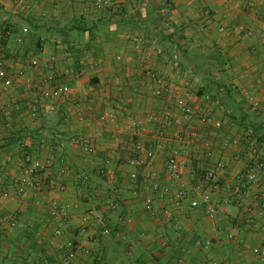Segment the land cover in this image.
Segmentation results:
<instances>
[{"label":"crops","instance_id":"0c3cea01","mask_svg":"<svg viewBox=\"0 0 264 264\" xmlns=\"http://www.w3.org/2000/svg\"><path fill=\"white\" fill-rule=\"evenodd\" d=\"M115 1L112 11L98 13L83 0H0V59L11 58V69L26 73L9 88L0 83V173H9L0 178V264H64L70 250L79 252L76 264H264L253 253L255 247L264 249V171L249 182L241 206L224 203L218 216L208 214L203 202L190 207L209 191L201 188L205 170L230 164L221 191L214 194L222 203L231 171L246 170L264 157V38L257 32L264 21V0H154L158 9L153 23L145 14L149 9L152 14L153 0ZM25 2L34 6L33 16ZM54 10L59 11L57 17L41 18L42 12ZM201 18L211 22L204 29L186 31ZM221 26L227 31H220ZM237 27L241 34L234 32ZM25 28L29 31L20 42ZM139 40L154 51L149 65L169 78L170 94L153 95L141 69L145 55L135 48ZM35 59L38 66L31 65ZM73 66H80L83 75L66 74ZM52 67L71 87V93L58 100L46 99L38 87ZM183 72L196 80V90L187 85ZM126 73L131 78L125 86ZM179 94L192 108L208 112L213 122L184 116L176 108ZM76 104L84 120L78 118ZM109 111L113 117L104 119ZM142 116L150 121L137 137L127 124ZM165 117L180 124L166 127L172 138L169 146L156 145ZM216 121H222V127ZM186 123L198 132L197 141L177 139L176 132ZM255 126L261 127L258 132ZM96 132L102 133L96 148L108 177L72 142L73 136ZM114 138L120 149L109 153ZM227 139L238 141V146L224 149ZM138 141L143 144L139 152ZM26 153L54 160L44 173L47 185L41 191L29 185L15 199L5 198L3 189L15 178L34 179L24 175ZM137 155L142 163L133 166L130 160ZM172 155L191 157L184 212L178 211L174 192L163 193L172 186L167 169ZM6 157L12 162L4 165ZM135 171L142 173L138 183L131 180ZM80 173L89 180L78 183ZM155 185L161 189L154 194L156 203L175 212L173 225L145 209L144 198ZM55 208L66 210L61 223L52 221ZM89 209L93 216L85 227ZM200 238L211 239L212 248L190 253Z\"/></svg>","mask_w":264,"mask_h":264},{"label":"built area","instance_id":"2783aa9c","mask_svg":"<svg viewBox=\"0 0 264 264\" xmlns=\"http://www.w3.org/2000/svg\"><path fill=\"white\" fill-rule=\"evenodd\" d=\"M87 6L92 8L95 12L98 13H109L114 9L115 6V0H83ZM119 8L117 9V12H122L121 10V2H119ZM24 6L26 10L29 12L30 15L35 14V8L34 6L29 3L25 2ZM59 14L58 10H54L52 12H42L41 18L43 20L50 19L52 17H57ZM211 22L210 18H201L195 23H190L186 26V31H192L194 28L204 29L207 24ZM28 29L25 28L23 30V34H21V37H19L18 41L21 42L23 40V35L28 33ZM220 31H227L226 26H221ZM234 32L237 34L242 33V29L237 27L234 29ZM257 32L258 34L264 38V21L260 22L257 25ZM9 35V33H8ZM139 52L144 53L145 55V61L142 62L141 69L144 74V76L148 77L150 79L151 86L153 87V95L156 97H160L165 94H170L172 91V83L170 82L169 78L165 75V73L156 67H153L149 65L150 60L153 58V50L150 48V45H148V42L144 40H139L136 43L135 47ZM11 58L9 57H3L0 59V83L4 88L11 87L15 81L18 78L24 77L26 75L24 70H15L11 69V65L9 64ZM118 59L121 60L122 56H118ZM31 65L38 66L39 62L38 60H33L31 62ZM94 66V65H93ZM51 75L48 77H45L44 79H41L38 83V87L42 90L43 96L48 100H58L61 98L66 97L71 93V87L62 81L61 75L57 72V70L52 67L51 69ZM66 74L75 75L77 77H80L83 75V70L80 66H73L71 68H68L66 71ZM182 78L187 82V85L191 87L192 89L196 90L198 87V84L196 80L192 78L189 72H183ZM130 74L126 73L123 76V82L125 86L130 81ZM251 100L258 104L257 101H255V98H251ZM176 108L187 118L188 117H194L198 120H201L205 123H211L213 122L212 116L206 112L203 108L194 109L192 108L191 104L187 100L186 97L182 96L181 94L176 96ZM39 112L37 107L33 108V113L37 114ZM76 112L78 114V118L80 120H84V116L81 114V110L76 104ZM7 115H11V112H7ZM113 113L112 112H105L103 115V118H112ZM150 121V118L147 116H142L137 119L131 120L127 124V128L129 132H131L133 135L139 137L145 129L146 124ZM163 125H161L156 132L155 136V143L156 145L161 146H169L171 144L172 138L168 135L167 132V126L171 124L179 125L180 121L178 120H172V118L165 117L163 118ZM218 127H222L223 122L222 121H216L215 122ZM176 137L179 140L188 139L190 141H197L199 139L198 132L194 129L193 125L191 123H186L182 128H180L176 132ZM102 138L101 132H96L92 136H82V135H76L73 136L72 142L79 146L82 150V152L85 154V156L92 161V163L96 166L99 173L103 177L109 176V170L107 166L102 165L101 160L99 159L97 155V148H96V142ZM238 141L227 139L223 143L224 149H229L231 147L238 146ZM142 142L138 141L136 142V149L139 152L142 149ZM120 149V142L118 141V138H114L110 140L109 146H108V152L113 153ZM153 151L149 153V156H153ZM191 157L188 155L180 156V155H172L168 160L167 169L170 173L171 179H172V186L168 187L164 190V194L174 192L177 198V205H178V211L184 212L185 207L183 205V200L188 194V171L187 166L190 161ZM4 165L10 164L12 162V159L10 157H6L4 160ZM54 160L49 159L47 161H42L40 159L34 158L29 153H26L22 164L24 165V175H29L33 180H28L27 177H24L23 175H20L19 177L15 178L11 185H7L4 187L2 195L5 198L8 199H15L16 197L22 195L26 192V187L31 185L33 189L37 191L43 190L46 185V178L44 177V173L53 166ZM111 160H107V164H110ZM142 161L138 157V155L130 160V164L133 166H137L141 164ZM230 170V164L227 162H221L219 163L215 169H209L205 170L202 174V186H205L209 189L208 192H204L203 194V200L200 201L198 199L192 200L190 207L191 208H199L202 204V202L206 205V212L210 215L218 216L220 215L223 210L222 207L224 203H233L237 206H241L244 204L247 189L249 188V182L255 181L258 178V175L260 172L264 171V157H260L257 162L248 167L246 170H242L240 168H235L231 171L232 179L226 184V196L222 203L215 201L214 194H217L221 191L224 183H225V177L224 172ZM8 177L9 173L6 172L4 175L0 173L1 177ZM142 176L141 172L135 171L131 174V180L134 183H138L140 178ZM89 180V175L86 173H80L76 176V181L78 183H84ZM50 187L55 189L57 186L53 183L50 184ZM60 190H64L63 186H58ZM161 189L158 185L154 186V189L151 194H148L144 198L145 203V209L147 212L154 213L156 215H160L165 217L168 224L173 225L175 222V212L172 210L162 206L158 205L155 201L154 194L160 192ZM217 202V203H216ZM119 206L118 202H115L113 204L114 208H117ZM66 215V210L64 208L58 209L55 208L52 214V221L61 223L62 218ZM90 216H93V210L89 209L86 213V215L83 218V226L90 227ZM99 224L104 225V220L101 218H98L96 220ZM12 226L16 225V222L13 221L11 223ZM198 229H196V232ZM216 231V229L214 230ZM104 232L106 234H110L111 230L108 227H105ZM58 234H61V230L57 231ZM213 241L211 239H205L200 238L197 240V242L190 248L189 252L194 253L198 250H205L208 251L212 248ZM78 250H70L63 258L64 264H76L75 260L78 257ZM253 253L260 256L262 259H264V249L255 247L253 249ZM214 264H217L216 262Z\"/></svg>","mask_w":264,"mask_h":264},{"label":"rangeland","instance_id":"374dc122","mask_svg":"<svg viewBox=\"0 0 264 264\" xmlns=\"http://www.w3.org/2000/svg\"><path fill=\"white\" fill-rule=\"evenodd\" d=\"M151 10H152V14L150 15L149 14V10H145V14L147 15V16H149V18H150V22L151 23H153L156 19H157V16H156V14H157V7H156V4H155V2H154V0H153V2L151 3ZM138 13V12H137ZM163 20V19H162Z\"/></svg>","mask_w":264,"mask_h":264},{"label":"trees","instance_id":"16d2710c","mask_svg":"<svg viewBox=\"0 0 264 264\" xmlns=\"http://www.w3.org/2000/svg\"><path fill=\"white\" fill-rule=\"evenodd\" d=\"M260 128H261V127H256V126H255V127L253 128V129H254L253 131H254V132H258V131L260 130Z\"/></svg>","mask_w":264,"mask_h":264}]
</instances>
